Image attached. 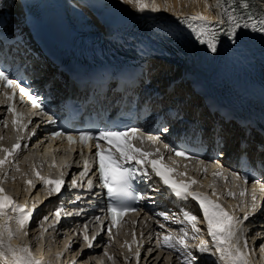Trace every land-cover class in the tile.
I'll return each instance as SVG.
<instances>
[{
    "label": "snow or ice",
    "instance_id": "obj_1",
    "mask_svg": "<svg viewBox=\"0 0 264 264\" xmlns=\"http://www.w3.org/2000/svg\"><path fill=\"white\" fill-rule=\"evenodd\" d=\"M191 3H198L199 0H190ZM124 4L130 5L138 13H158L160 11L172 12L177 21L186 27L193 41L204 46L205 50L210 53H217L222 44V37L228 43L236 46L240 43L246 30L251 33H259L264 36V4L260 0H215L214 5H209L204 0L205 8H215L218 14L215 18L206 15L202 11H196L192 14H184L176 12L171 0H123ZM24 97L31 103V107L36 110L34 114L26 115L17 110L16 103L19 99L20 103L24 102ZM0 107L6 108V113L11 115L9 122L7 116L0 117V123L5 128L11 124L15 131V142L10 146H5L3 141L5 137L0 135V264H51L46 261L43 256L37 257L33 254L31 244L25 242L29 236V227L31 226L36 207L29 208L27 203H19L5 188V181L17 179L16 174L24 177V183L31 188L36 185L33 180L28 179V173L22 172L19 153L22 148L29 146L28 141L36 136V128L30 132L26 130L33 123V115L46 118L44 120L48 125H56L57 117L47 109L44 100L36 93L30 84H25L20 69L15 71L9 67L8 62L4 58H0ZM39 125H37V128ZM170 129L167 125L158 127L155 135L151 131H145L139 125L124 127H108L107 125L100 128H79L69 129L63 125L58 130L50 132V140L62 139L66 140L69 145V151L78 154L83 158L84 149L89 153L94 151L96 168L95 172L89 164L88 159L84 158V167L79 171V176L72 174L71 182L68 184L66 176L68 173L61 172L56 178L42 175L37 170V166L31 165L32 173L35 178L42 183L43 188L47 192V197L62 194L65 186L82 189L86 188L88 193H93L95 188L100 191L94 193L95 197L106 194L108 203L105 209H101L103 215L94 217V221L99 225V229L89 235V225L84 224L82 230L83 246L77 251L76 256H83L85 249H93L98 243V237L107 233V242L103 247V254L112 264H116V259L109 254L108 246L113 243V228L118 226L119 222L126 214H135L139 216L141 211L138 204L141 201L154 203L152 193H159L160 189L148 183L141 188L140 185L145 181L151 182L153 178H158L165 191L171 193L176 199L188 203L194 202L198 206L199 212L203 217L209 240L200 239L198 243H189V240L198 239V233L202 229L199 217L187 209L182 210L184 219H174L175 214L169 215L167 210L155 212L154 215L162 218L165 222H173L179 227V231L166 227V223H162L160 219L155 221L161 231L156 232L155 249H169L177 254L178 264H199L201 256H207L213 260V264H253V252L256 251L255 244L249 243V234L252 228L245 227L246 222L251 223V218L264 207L261 200L257 198V186L261 194H264V182L261 179L252 177L251 202L243 199L248 190L246 185L250 180V176L242 174L240 171L226 169L221 163L223 157L222 152H216L211 156L203 158L202 154L192 152L188 148H182L172 143H163V148L158 145L162 143V138L169 133ZM219 136V132L216 133ZM38 143H43L39 141ZM220 141L218 140V145ZM79 144L77 150L73 145ZM264 149V145L261 146ZM182 158L184 161L191 162L183 165L184 171H178L179 162L175 158ZM28 161L29 157H24ZM55 165V160H53ZM61 168H71L67 162L61 164ZM198 172L207 176L211 169V175L216 178H223L225 181V190L217 191L215 182L209 184L211 194L203 191H193L194 185L199 181L188 175V170ZM11 173V176H9ZM97 176L99 181L95 184L92 178L87 179L86 185L82 183L89 174ZM187 176V179L177 180L174 175ZM229 181H242L237 184L240 190L237 193L229 187ZM231 198L239 197V202L233 206V211H228L221 203L223 196ZM46 197V198H47ZM82 197L77 195L76 201H80ZM236 209L243 214L237 215ZM84 210L81 209L76 213H66L67 216H79ZM62 217V205L58 206L54 213V223L49 224L48 228H56ZM145 213V220H149ZM49 220V216L45 215L37 222V228L41 229L39 239L43 238L45 221ZM106 221H109L106 223ZM135 227L136 221H133ZM191 225V233L188 230ZM144 234L141 233V236ZM132 242L125 241L127 246V254L123 256L124 264H128L130 259H134L136 264H140L141 248L144 246L140 243L133 251L132 245L137 244L136 234L133 231ZM148 239L152 236L149 234ZM255 239H264V234L257 233ZM19 243H13V241ZM72 245L71 238L65 244V249ZM195 250V251H193ZM153 248H148L145 258L153 253ZM259 252L264 253V243L259 244ZM62 253L57 252L56 257L59 259ZM95 259L97 264H103V261L97 257H89L84 261L88 264L89 260ZM155 259L159 262L161 256L157 254ZM164 264H171V257L162 258ZM75 264V257L73 258Z\"/></svg>",
    "mask_w": 264,
    "mask_h": 264
},
{
    "label": "bare ground",
    "instance_id": "obj_2",
    "mask_svg": "<svg viewBox=\"0 0 264 264\" xmlns=\"http://www.w3.org/2000/svg\"><path fill=\"white\" fill-rule=\"evenodd\" d=\"M117 1H118L119 5L122 6L124 9L127 8V9L132 10V11L135 10L130 5L124 4L123 0H117ZM260 1H261V4H264L263 0H260ZM158 2L162 4V0H158ZM210 2H211V5H214L215 0H207L208 4ZM171 3L173 4L176 12H180V13H184V14H192L196 11H202L206 15L215 16V17L218 14V10L215 9L214 7L213 8H205L204 0H199L198 3H195V6L190 11H184V10L179 9V0H171ZM160 12L163 14H173L172 12H167V11H163V10ZM88 20H89V17H87V22H88ZM92 27L100 28V26H97V25H92ZM240 44L242 45L243 50L248 53V57L252 60L251 62H247L245 64L241 60L233 62L234 59H231L232 64L229 65V61H223V59L221 60V57H220V55H218V53L213 54V53L206 51L205 49H202V48L196 49L195 48L194 51H195L196 55L198 56L197 60L200 64V66L204 69L203 72H200L201 74L198 77V81L203 82V83L207 82V81H213L215 83L213 88L217 87L218 92H220V95L225 100H227L233 104H239L240 107H239V105H236V106H237V109L239 108V110L242 113L247 114V115H263L264 114V40L261 39L256 33H251L250 30H246L242 36ZM234 55H236V54L234 53ZM176 74H179V72L177 71ZM258 75H261L263 77V79L261 80V78ZM166 77H169V76H166ZM183 88H180V90L183 91ZM184 90L187 91V93L191 91V90L188 91V89H186V88ZM182 94H184V92H182ZM9 133H10V128H7L6 134H8V135L6 137L9 136ZM159 147H161V146H159ZM62 150L67 151L65 149H62ZM34 154L35 153H31V154L27 155L29 157V159H28L29 162L25 164L26 166L32 165L33 163L35 164V161H40V160H37V158H35ZM37 154L44 156V157H46V156L49 157L48 161H53V160L56 161L59 159V161L61 160L62 163H65L66 158L68 157V154L66 152L60 156L56 155L57 157H55L54 153L52 154V152H50L48 149H45L44 151H39V153H37ZM67 160H71V159H67ZM19 161L21 164H24L23 159H21ZM59 168L63 169L61 167H59ZM182 171H184V168L182 169ZM210 173H211V169L209 170L208 175ZM41 174L46 175L45 173H41ZM197 176L199 177V173H197ZM182 177H185V176H182ZM193 177H195V176H193ZM205 177H207V176L200 178L199 179L200 182H203ZM27 178L34 180L33 183L36 185V187L30 188L28 190V192H26L28 195L25 193L24 200L27 201L29 198H31L32 194H35L36 192L41 193L40 200L38 202H36L35 200L33 201L34 205H39L44 201L43 196H45V193H47V192L43 188L42 183L39 184L40 181L37 180L35 178V176L34 177L28 176ZM186 178H188V177L186 176ZM210 179H211V177L207 178V180L205 179L207 186L210 184L209 183ZM237 184H239V181L234 182V183L229 182V187H231L233 191L237 192V189H238V187H236ZM5 185H6V181H5ZM222 185L224 187L223 190H225V184H222ZM252 187H253V185H250V187H249L250 189H247L250 192V197H251ZM221 188L217 189V191H221L220 190ZM165 192H167V191H165ZM257 193H259L258 186H257ZM262 195H264V194L260 193V199H261ZM222 198L226 199V203L229 205V207H230V209H232V211L234 210L233 206L236 205V202L239 201V199H240L239 197L234 199V198L228 197L226 195L223 196ZM168 202H169L168 204H164V206L162 208H166V209H163L162 211H164V210H167L170 212L174 211V210L169 208V204H172L170 202V200ZM224 205L226 206V204H224ZM235 211H236L237 215L240 214L239 209H236ZM158 219H160L162 223H166V227L172 228L175 231L178 229L177 227L174 226V224L165 222L160 217H158ZM255 225H256V223H255ZM128 226L134 227L133 223L131 221L129 223H127L125 226H123L121 228L123 231H125V230L127 231L125 233V235L123 234V236H121V235L117 236V234H116L117 240L114 239L113 243L110 246H108L109 254L113 255L115 257L116 264H124L123 256L121 255L122 253L129 255L127 246L121 247L122 245H124L125 241H128L129 243L132 242L133 231H130ZM245 227H248V226L245 225ZM256 227H257L258 232H260V233L263 232L264 231V221L261 220V222L259 224H257ZM155 228L157 231H161V229H159V227L154 224L149 228V231H148V232H150L149 234H151V236L153 235V233L151 231L154 230ZM149 234L147 236H139V237L136 236L137 244L132 245L133 251H135V248L137 247L138 244L144 243L143 244L144 246L141 248L140 264H164L162 258L165 256L171 257V264H178L177 254L175 252L169 250V249H166V248L154 249V246H153V247H151L154 249L153 253L150 256H147V258H145L146 253H147V249L149 247L148 246ZM39 236H40V234H38L37 237L34 238L33 235L29 234V237L26 238L25 242L31 244L32 251H33V254L35 256H37V257L43 256V258H46V261H48V260L51 261V264H57L59 259L55 260L54 254L56 255L57 252H60V248H58V250H56V251L54 250V254L50 256L49 254H47L45 252L44 246L49 239L51 240V238H50L51 236L44 234L42 239H39L38 238ZM209 240H210V238H209ZM35 241H37V242H35ZM149 241H152V239ZM195 241L199 242L198 239ZM13 243H19V241L14 240ZM189 243H192V241L189 240ZM210 244H211V241H210ZM58 245H59V243H58ZM164 250H166V251H164ZM96 254L98 255L97 258H99L103 261V264H112V262L109 261L106 256H104L102 249H99L96 252ZM157 254H159L161 256V260L159 262L155 259V256ZM262 256H263V260H264V253L262 254ZM60 260H62V258H60ZM94 264H96V263H94ZM128 264H136V261L133 259H130L128 261ZM199 264H202V263H199ZM253 264H260L258 256H256V259H255V257H253Z\"/></svg>",
    "mask_w": 264,
    "mask_h": 264
},
{
    "label": "rangeland",
    "instance_id": "obj_3",
    "mask_svg": "<svg viewBox=\"0 0 264 264\" xmlns=\"http://www.w3.org/2000/svg\"><path fill=\"white\" fill-rule=\"evenodd\" d=\"M162 3H163V0H162ZM210 5H211V2L209 3ZM195 6V3H191L190 2V0H179V9H181V10H184V11H190V10H192V8ZM174 71V69H171V70H169V71H166V74H168V73H170V72H173ZM176 73H177V71H175ZM176 73H171V74H176ZM165 76H170V75H165ZM37 156H35V158H36ZM39 159H41V157L39 156L38 158H37V160H39ZM24 161H23V163L24 164H21L20 163V167H21V171L22 172H27L28 173V176H30L31 175V173H30V171H29V166L27 165H25V163H28L29 161H25V159H23ZM22 162V161H21ZM39 163L38 161H35V163ZM17 175V179L15 180V181H13L12 179H8L7 181H6V185L8 186V187H10V191L13 193V194H15V195H17V196H23V195H25L24 193H26V192H28V190L31 188V187H29L28 185H26L25 183H24V177H22L20 174H16ZM9 176H11V173H9ZM209 177H211V179H210V181H209V183L211 184V183H213V181L215 182V187H216V189H219V188H221L222 186H221V183H220V178L219 177H216V178H214L212 175H207V177H205V179L207 180V178H209ZM205 179L203 180V182H201L202 184H204L205 186H207L206 185V181H205ZM34 181V180H33ZM20 183V184H19ZM19 184V185H18ZM20 186V187H19ZM219 186V187H218ZM221 186V187H220ZM223 188L224 187H222L220 190L221 191H224L223 190ZM26 191V192H25ZM33 199H36V200H38L39 199V196L38 195H36L35 197H34V195H33V197H32ZM243 199H247V197L245 196ZM228 202V201H227ZM239 201H237L236 202V204L238 203ZM201 229H202V231L200 232V233H198V239L200 240V239H206V240H209V237L207 236V233H205V231H204V228H203V226H200V225H198ZM188 230H189V232L191 233V228H188ZM198 240V241H199ZM194 243H198L197 241H193ZM209 244H210V240H209ZM58 247L59 245H58V243L56 242V241H53V239H49L48 241H47V243L45 244V246H44V250H45V252L47 253V254H49L50 256L51 255H53L54 254V247ZM58 250V249H57ZM193 251H195V250H193ZM253 255V254H252ZM253 257H255V255H253ZM255 259H256V257H255ZM199 263H202V264H213V260L211 259V258H209V257H207V256H201V258H200V260H199Z\"/></svg>",
    "mask_w": 264,
    "mask_h": 264
}]
</instances>
